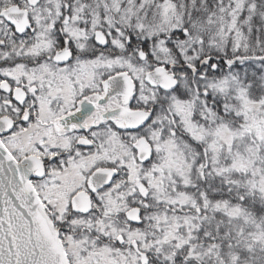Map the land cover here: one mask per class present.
Here are the masks:
<instances>
[{
  "label": "snow or ice",
  "instance_id": "snow-or-ice-1",
  "mask_svg": "<svg viewBox=\"0 0 264 264\" xmlns=\"http://www.w3.org/2000/svg\"><path fill=\"white\" fill-rule=\"evenodd\" d=\"M0 264H264V0H0Z\"/></svg>",
  "mask_w": 264,
  "mask_h": 264
}]
</instances>
